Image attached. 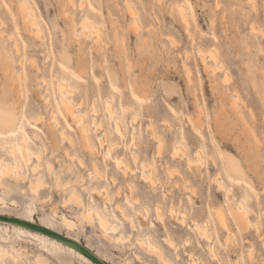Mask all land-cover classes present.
<instances>
[{
	"label": "rangeland",
	"instance_id": "1",
	"mask_svg": "<svg viewBox=\"0 0 264 264\" xmlns=\"http://www.w3.org/2000/svg\"><path fill=\"white\" fill-rule=\"evenodd\" d=\"M20 1L0 0V26H3L0 29L5 31L4 35L14 33L13 36H18L24 54L19 57L18 63H14L12 72L5 65L0 66V111L13 114L12 129L17 130L18 137L25 138L27 149L32 154L41 152L42 158L41 161L32 158L31 163L35 162L39 169V173L33 174L31 163L27 164L17 155L20 173L26 177L25 182L15 183L12 174L4 177L0 175V185H4L0 188V198L6 202V206L0 202V213L36 221L54 232L77 239L76 241L93 253L97 260L108 261L103 262L104 264H162L155 255L139 247L138 239L148 237L160 247L163 246L161 248L175 264H190V258L186 254L190 249L207 264H218L208 253L206 246L209 242L201 239L193 228H182L174 218L167 216L169 204L166 201L168 198H173L175 203L182 200V204L188 209L191 205L192 209L187 210L188 220L195 215L201 223L209 215L210 205L222 206L229 210L228 192L217 189L215 179L212 178L220 176L217 173L223 163L220 150L215 147V144H218L221 153L234 156L244 171L243 176H233L237 183L231 182L225 175L221 177L225 185L232 188L231 197L235 195L237 199L249 193L248 217L252 226L249 225L247 230L241 231L231 221L230 230L223 229L216 222L210 224L209 228L214 231L217 241L214 246L226 264H236L237 258L240 259V264H249L248 252L253 246L254 264H264V0H176L184 3L188 9L189 30L178 19L175 11L173 12L177 4H174L175 0H162L161 3L160 0H84L85 10L89 9V18L100 27L101 33L91 27L88 32V27L82 28V24H78L77 28L83 34L81 38L86 32L82 38L83 46L89 49L95 38H99V41L107 43V48L102 45L106 57L101 53L90 55L87 51L80 52V38L75 33L72 19H85V10L78 8L81 0H74L76 8L70 0H25L36 14V21L41 28L39 33L42 32L39 34L42 35L40 39L39 36L34 37V31L23 26L19 11ZM128 4L133 6L134 14L130 12ZM110 18L114 20V25L110 24ZM253 25L255 29L251 28ZM132 26L141 27L137 28L141 31L140 35L138 31H130V28H135ZM81 29H85L84 33ZM115 35L124 36L125 40H116ZM87 36H90V39L86 38ZM48 46L52 49L47 48ZM199 47L206 51L204 57L197 54ZM117 48L121 50L117 51ZM214 53H217L216 62ZM10 54L16 56L13 48ZM31 58L37 61L42 71L32 65ZM126 59L132 64L130 69ZM77 60L87 65L88 72L83 73L84 80L79 88L75 84L72 85L73 93H77V96H72V92L70 96L74 99L77 109L87 113L91 134L94 137L103 135L102 137L108 139L107 142L114 141L118 147L120 145L113 152H123L132 166L134 164L129 157L131 149L138 151L145 160H154L155 175L161 181L157 188L145 185L138 175L130 174L128 177L136 186L135 197L139 200L137 204L127 189V181L114 165L113 157L109 156L106 147L102 149L95 142L100 152L97 151L98 156L93 160L86 155L89 151H82L78 123L66 115L60 103V88H57L56 77L49 75L48 69L64 65L81 72V68L77 67ZM217 65H221V71ZM185 66L190 68V82L187 80ZM214 66H217L215 70ZM21 71L22 76L19 74ZM227 73L230 77L228 81ZM41 79L46 81L43 83ZM19 82L22 84H18ZM133 83L145 85V91L139 96L140 101H135L134 110L129 109L126 102V95H130L134 89ZM47 85L49 87L46 88ZM110 85H113L115 90L112 91ZM232 86L237 87V98L232 96L235 93L230 88ZM10 88L13 91L9 93ZM79 91H82V95H89L81 107L79 105L83 98ZM111 92L113 103L124 121L122 124L125 139L114 132V122L108 118L106 112L105 101ZM91 96L96 97L98 114L93 113L94 98ZM232 98L235 102L238 100V110L234 107ZM198 110L201 112L199 117ZM136 111L138 118L135 117L132 122ZM53 114L61 126H56ZM40 116H44V121H31L32 118ZM188 116L199 118V129L192 126ZM92 119L102 123L103 126H100L103 128L98 126L95 129ZM150 125L155 128L150 130ZM61 129L65 130L74 144L61 140ZM153 129L156 137H159L158 141L152 133ZM106 130L109 131L108 137L105 136L107 134L104 135ZM181 131L187 133L184 142H180ZM132 134L136 137L134 141L138 144V150L129 143L133 142ZM199 138L206 141V145H203ZM160 140L163 141L161 144ZM158 143L163 149L162 151L160 148L162 156L157 153ZM176 146L179 147L178 154L172 158ZM199 150L204 160L197 161L202 168V176H196V172L192 167L188 168L186 163V157L195 159ZM184 152H187V155L183 157ZM67 153L72 156L69 157ZM74 156L77 157L73 158ZM78 158L85 166L80 165L81 160ZM3 161L12 165L16 163L9 149L0 144V163ZM93 162H97L105 172V180L96 175ZM194 164L196 162L192 163V166ZM112 174L117 176L116 184L111 181ZM35 177L44 182L36 194L29 188V181H36ZM174 181L178 184L177 187ZM104 183L111 190L112 200L109 203L103 198L104 195L91 193L92 186L102 188ZM183 185L187 187V191ZM119 186L121 188L118 193ZM190 189L194 193H191ZM73 192L79 193L80 198L69 201L68 198ZM156 195L164 206L168 227L178 244L177 250L170 248L163 240L167 237V231L156 220ZM185 200L191 202L190 205ZM81 202L83 206L80 205ZM118 202L125 203L127 214L135 215L139 225L137 229L121 218L115 209ZM89 203L104 208L110 221L120 224L119 229L125 236V245L111 246L98 234L97 223L90 226L87 225L90 222L79 224L80 214L88 210ZM144 205L150 207L154 217L151 215L149 219H145L132 212H135V208L142 210ZM63 217L75 221L77 228L67 229L62 223ZM188 237H191V246L185 245ZM135 252L141 256L140 261L134 255ZM178 257L180 259H177ZM0 264L97 263L50 236L0 222Z\"/></svg>",
	"mask_w": 264,
	"mask_h": 264
},
{
	"label": "bare ground",
	"instance_id": "2",
	"mask_svg": "<svg viewBox=\"0 0 264 264\" xmlns=\"http://www.w3.org/2000/svg\"><path fill=\"white\" fill-rule=\"evenodd\" d=\"M161 1L162 0H160V3H161ZM70 2L72 4V6H74L76 8V6H75L76 4H75L74 0H70ZM174 2H175L174 4H176L177 1L175 0ZM128 7H129L130 12L132 14H134L135 11L132 8L133 6L131 4H128ZM78 8L80 10H85L84 0H81V2L78 3ZM88 10H85L84 13H83V14L86 15L84 20L76 21L75 19H72L73 26H74V29H75V33L80 38V41H79L80 52L82 51V53H83V51H87L90 55L91 54L93 55V53H101V54H103V57H106V55L104 54V52L102 50V47H103L102 45H104V47L107 48V46H106L107 43L105 41H102V40L99 41L100 39L98 38V36H97V38L99 40L95 38V40L93 42V45L89 49H87L86 47L84 48V46H83L84 41L82 40V38L85 36V33L86 32L84 33L85 29H83V30L81 29V31H83V33H84V36L81 38V34L82 33L79 32V29L77 28L78 27L77 26L78 24H80V25L82 24L81 25L82 28L83 27L84 28L88 27L89 31L86 29V31H88V32H90V30H91L89 27H91L92 29H95L94 31H97L98 33H99V30H100V27L97 24H95V21L92 20L91 18H89V11ZM19 11H20L21 18L23 20V26L25 27V29H29V30L31 29L30 31H34V37H38L39 36V39H40V36H42V35H39V34L42 33V32L39 33L41 31L40 25L36 21V18L37 17H36L35 12L32 11V9H30L27 1L21 0L19 2ZM174 11H175L176 16H178V19L184 24V26L186 27V29L189 30V27H190V18H189V12H188V9H187L186 5L184 3L177 2V4L175 5V7L173 8V12ZM109 21H110V24L111 25H114V20L112 18H110ZM2 24H5V23H2ZM135 24L138 25V23H135ZM0 27H3V26H0ZM31 27H33V28H31ZM132 27H135V28H130V31L131 32L132 31L133 32H135V31L137 32L138 31V34L140 35V32L141 31H139L138 29H141V27L140 28H138L137 26H132ZM251 28H254L255 29L254 25ZM3 32H5V31H3V30L0 29V57H1V59H0V66L5 65L6 67H8L10 69V72H12L11 70L14 69V66H13L14 63L15 62L18 63V59H19V57L21 55H22V57L24 56L23 49L21 47L19 38H18V36L16 34H15V36H13L14 33L13 34L11 33L10 35L6 33V35H4L5 33H3ZM255 32H257V30ZM91 33H93V32H91ZM189 33H190V31H189ZM93 35H94V33H93ZM86 38H89L90 39V36L89 37L87 36ZM115 39L116 40L124 41L125 40V37L124 36H120V35L118 37V36L115 35ZM103 42H105V44H103ZM8 47L13 48L15 50L16 56L18 55V57L11 56V54H10L11 48H8ZM47 48L52 49V47H50V46H48ZM47 48H46V50L48 52V49ZM120 50H121L120 48H117V51H120ZM123 51L125 52V50H123ZM204 52H206V51L203 48L199 47L198 48V51H197V54L199 56L204 57L205 56ZM51 53H52V50H50V54ZM210 54H211V52L209 53V55ZM214 54L212 56H214ZM216 54H215V58L217 57ZM49 55L47 56V59L50 57ZM126 55H127V53H126ZM210 57H211V55H210ZM34 59L37 60L35 57H34ZM34 59H32L33 62L30 60L31 63H32V65L33 66H36L39 71H42V67L39 64H37V61H35ZM3 60H4V62H3ZM23 60H24V58H23ZM126 60H127V62H126L127 67H128V69H130L132 67V64H131V62H129L128 59H126ZM216 60H217V58L215 59V62H216ZM19 61L22 63L21 58H20ZM30 61H27V63H30ZM77 61H78L77 62V67L81 68V72L82 73L80 71L78 72L76 69L71 70V69L68 68V66H64V65H59L58 67H56V68H54L52 70L51 69H48V71L50 72L49 75H52L54 78L56 77L55 78L56 79L55 81H57V83H56L57 86H58L57 88L58 89L60 88L59 89L60 90V92H59L60 93V98H59L60 103H61V105H62V107H63L66 115L67 116H71L73 118L74 122L75 123H78V132L80 134L81 146H82L81 149H82V151H84V152H88L89 151V154H86V153L85 154L86 155H89L91 157V159L93 160L95 157L98 156V152H100V149H98L96 147L95 142H97V144L102 149L106 147L107 152L109 153V156H112L113 157V163H114V165L117 167L118 171H120L122 173V177L125 179V181H127V189L130 191L131 197L134 200V203L137 204V203H139L138 202L139 200L137 199V197H135V187L136 186H135L134 182L132 180H130L128 177H129L130 174H132V175H138L139 179L142 180L145 183V185H147V186H149L150 188H153V189L157 188V186L159 184H161V181H160L159 178H157L158 176L156 177V175H155V173H156V166H155L154 160H151V161L145 160V159H143L141 157V155H140V153L138 151L131 149L130 150V156L129 157L133 161L132 163L134 164V166H132L128 162V160H127V158H126V156L124 155L123 152H113L116 148L118 149L120 147V145L118 147V144L116 142H114V141L113 142H107L108 139L106 137H105L106 139L104 137H102L103 135L102 136L97 135V137H94L91 134L90 123L87 122V118H88L87 113L86 112L83 113L80 110H78L77 107H76V104H75L74 99H72L71 96H70V92H72L71 93L72 96L74 94L77 96V93H73V91H74V88L73 87L74 86H72V85L75 84V86L79 88L81 82H83V80H84V78H83L84 74L83 73L88 72L87 65L83 64L79 60H77ZM213 62H214V60H213ZM217 66L219 68V66H221V65H217ZM216 67L215 66H214V68L212 67L213 70H215ZM212 68H211V71H213ZM219 69H220V71L222 70L221 67ZM185 70H186L187 80L190 82L192 80L191 79L192 76H191L190 68L188 66H185ZM22 71H21V73H19L21 76H22ZM18 77L19 76H17V78ZM85 77H86V75H85ZM228 77H229V74L226 76V78H228ZM21 78H20V80H21ZM42 78H44V77H42ZM229 78L227 79V81L230 80ZM45 79H43V80L41 79V81L42 82L43 81H46ZM20 80H18V81H20ZM223 81H225V80H223ZM20 83L22 84V82H19L18 84H20ZM45 84H46V82H45ZM21 86L22 85L19 86L20 89H21ZM39 86H40V88H42L41 85H39ZM133 86H134V89L131 90L130 95H126V102L128 104L127 107L129 109H133L134 110V106H136L135 101H140V97L139 96H140V93L142 91H145V85H139V84H134L133 83ZM47 87H49V86L47 85L46 88ZM110 88H111L112 91L115 90V88L113 87V85H110ZM230 88H231L232 92H235L232 96L233 97H236V93L238 91L237 90V87L236 86H232ZM2 89L3 88H1V90ZM75 89H77V88H75ZM48 90L49 89H47V92H49ZM79 90H81V88ZM11 91H13V89L10 88L8 90V92L10 93ZM45 91H46V89H45ZM78 93H80L81 94V98H83V100L80 102L81 104L79 105V107H81V106H84V103H86L87 98L89 97V95H87L85 93H83V95H82V91H79ZM110 94L111 95H109V97H107V99L105 101L106 102V107L105 108H107V111L106 110L105 111L109 115L108 118L110 117L109 119H111L114 122V127H113L114 128V132L117 133L120 137H122V138L125 139L126 134H124L125 131H123V125L124 124H122V123H124V121H123V119L120 118V116L118 114V111H117V108H116V105L113 103V100L114 99H113L112 92ZM50 96L51 95H49L48 98H50ZM91 97L94 98L93 101H92V110H93V113H96L98 111V108H97V105H96V97L95 96H91ZM237 97H238V95H237ZM232 99L234 101V98H232ZM76 100H77V98H76ZM236 101L237 102L234 101L235 102L234 107L237 108V110H238V106H237L238 100H236ZM139 106H141V104ZM200 109H201V107H200ZM172 112L175 113V114H177L175 111H172ZM198 113H199V110H198ZM200 113H199V115L197 117L200 116ZM96 114H98V113H96ZM102 114H104V113H102ZM137 116H138V112L136 111L135 112V116L132 117V122L134 121V118L137 117ZM181 116L183 117V115H181ZM43 118H44V116L43 117L42 116L35 117V118H32L31 121L32 122H35V123H38L39 122L38 120H43L44 121L45 118L44 119ZM103 118H105V117L103 116ZM101 119H99V121ZM187 119L192 124L193 127L197 128V129L200 128V120H198L199 118L196 119V117L193 118V117L188 116ZM53 121L55 122L56 126H58V125L61 126L60 121L56 118V116L54 114H53ZM215 123H216V125L218 124V119L217 118H216V122ZM101 124L102 123L96 122L95 119H92V125H93V127L95 129H97V127L100 126ZM106 125H108V124H106ZM101 126H103V125H101ZM13 127H14V116H13V114L12 113L5 114V113H2L0 111V144L2 146L7 147L9 149V151L11 152V155L16 160L15 165H12V164H10L9 162H6V161H3V163H0V175L2 177H4V176H7V175L10 176L12 174V178L15 181V183H19V182H22V181L25 182L26 181V177L23 174L20 173L21 172V169H20V163L17 160V155H19L22 160H24L27 164H29V163H31L32 158L36 159L37 161H41L42 154H41V152H35L34 154H32V152H30L27 149V141L25 140V138L18 137L17 136L18 135V132H17V130L12 129ZM101 128H103V127H101ZM152 128H155V127H152V126H151V128L149 127L150 130ZM149 129H146V130H149ZM154 130L155 129H153L152 131H154ZM108 132L109 131L106 130V132H104V135L107 134ZM134 133L135 132H133V134ZM149 133H150V131H149ZM152 133H154V137L158 141L159 139H157V138H159V137L158 136L156 137L155 131L152 132ZM152 133H151V135H152ZM133 134L131 136V138H133V142H129V143L130 144L132 143L133 146H134V148H136L138 150V148H137V145L138 144H137V142L134 141L136 137L134 138ZM186 134L187 133H183L181 131V133H180V138H181L180 140L181 141L180 142H184L186 140ZM148 135H150V134H148ZM105 136L108 137V134L105 135ZM60 137H61V140L62 141L64 140L65 142H69V143H73L74 144V142L67 135V133L65 132L64 129H61ZM161 141L162 140L159 141L160 144H161ZM159 143H158V146H157V149H158V152L157 153L158 154L160 153V148H161L160 147L161 145ZM201 143L203 145H206V141L201 140ZM126 146H128V145H126ZM216 146L218 147V150H220L219 153H220V157H221L223 163L221 164L220 170L217 173V175L219 174L220 176L219 177L216 176L217 178L213 176L212 178L215 179V181L214 180L213 181L216 182L215 184L218 187L217 189H220L222 191L224 190V191L228 192L227 193V204H228L229 210L227 211L222 206H213V205H210L209 208H210V211L211 212L209 211V215H207V218L201 223L200 221L197 220V218H196L195 215H192L191 219L188 220V218H189V215H188L189 214V211L192 209V207L190 205L191 202H188L187 200H185L187 202V204L190 205V208L188 209L187 207H184V205L182 204L183 203L182 200H179L177 203H175V200L173 198H168V200H166L168 202V204H169L168 209H167V216H169L170 218H174L179 224H181V227L182 228H183V226H184V228L185 227H191V228H193V230L199 235V237L201 239L209 242V243H207V246L206 247H207L208 253H210L211 257H213V259L217 260L218 261L217 262L218 264H226L225 263V260L223 259V256L219 255L218 251L216 250V247L214 246L217 243V241L214 238V231H212L209 228V226H210V224L216 222L223 229L230 230V226H229L230 223L229 222L231 221L241 231L247 230L248 227H249V225H250V222H251L249 220V217H248V214H249V208H248L249 193H245L244 196H240L237 199H236L235 195H233V197L230 196L231 193H232L231 192L232 191V188L231 187H227L225 185V182L222 180L223 177H221V175L222 176L225 175L227 178H229V180L231 182L237 183L235 181V179L233 178V176H243L244 175V171H243L242 167L239 165V163L236 161V159H235L234 156H232L230 154H225V153L222 154L221 153L222 151L220 149V146L218 144L217 145L215 144V147ZM178 148L179 147H177L175 149V147H174V149H175L174 153L175 154L173 153L172 158L173 157H176V154H178L177 153V149ZM128 149H130V148H128ZM162 151H163V149H162ZM184 153L185 154H182L181 153L182 156L183 155L184 156L187 155V152H184ZM160 154L162 156V153H160ZM170 154H172V153H170ZM179 154H180V152H179ZM196 154L197 155H196V158L195 159H192L191 157H186V163H187V165H189L187 167L188 168L192 167L191 169L196 172V176H199V175L202 176V170H201L202 168L197 164L198 163L197 161H201L203 159V156L201 155V150L197 151ZM67 155L69 157L72 156V154H69V153H67ZM75 157H77V156H74L73 158H75ZM144 158H146V157H144ZM177 158H178V155H177ZM78 160H81V159L78 158ZM202 161H204V160H202ZM195 162H196V164H194L192 166V163H195ZM200 163L203 164V162H200ZM80 165L81 166H85L82 160L80 161ZM93 169H94V172L96 173V175L99 176V178L101 180H105L106 179L105 172L100 169L99 164L97 162L96 163L93 162ZM31 171H32L33 174L39 173L38 165L35 164V162L31 163ZM170 175H171V173H170ZM171 177H172V175H171ZM35 179H36V181H33V180H30L29 181V188H30V190L33 193L36 194L38 192L39 188L40 187H43L42 185L44 184V182L41 181L40 179H38L37 177H35ZM111 181L114 184H116L117 181H118L117 180V176L114 175V174H112L111 175ZM188 181H186V182H188ZM123 183H124V181H123ZM174 183H175V181H174ZM175 184H177V183H175ZM186 185L187 184L185 183V186ZM1 186H2V184L0 185V188H1ZM177 186H178V184L175 187H177ZM185 186L183 185L184 189L186 190L187 187H185ZM6 187L8 188L9 186H5V188ZM85 187L86 188H89L88 186H85ZM120 188L121 187L119 186L117 188L118 190L116 189L118 193L120 192ZM91 189H92L91 190V193L93 195L94 194L95 195L97 194L98 196L99 195H104L103 198L107 200V203L111 202V200H112L111 199V190L108 188V185L107 184L104 183V185H103L102 188L101 187H98V186H92ZM191 189H193V187ZM191 189L189 191H191ZM22 192H24V191H22ZM195 192H196V190H195ZM191 193H194V192L191 191ZM117 195H120V194H117ZM79 198H80L79 193L73 192L72 195L69 196L68 200L71 201V200L79 199ZM155 199H156V205H155V208H154V210H155L154 213L156 215V220L159 222V225L163 226V228L167 231V234H165V235H167V237L164 238L163 240L166 242V244L170 248H173V249L177 250L178 249V244L176 243L175 239L173 238L174 235L172 236V233L170 231V228L168 227V224H167L168 223L167 222V216H166V214L164 212V209H163L164 206L162 205V203L160 201V197L158 195H156ZM0 202L3 203V206H6V202L3 199L0 198ZM12 204H15V202H12ZM80 205L83 206L84 204L81 202ZM115 209L120 213L121 218L125 222H127L128 224H130L131 227H133L134 229H137L139 227V225H138V223L136 221L135 215H132V214L130 215V214H127L126 213L125 203H119V202L116 203ZM142 210L135 208V212L134 211H132V212L135 213V214H137V215H139L138 217H143L145 219H149L151 217V215H152L151 214L150 207L148 205H144ZM187 210H189V211H187ZM230 215H231V219H230ZM152 216L154 217V215H152ZM153 217H152V219H154ZM79 221H80L79 224L90 222L89 224H87L89 226L92 223H97V227L99 228V231L97 230L98 231V234L99 235L101 234L105 238V240H107V242L111 246H113V247H117V245H122L126 241L125 240V236L123 235V233L119 229L120 228V224L117 223V222H111L110 219H109V217H108V215H107V213H106V211H105V209L104 208H101V206H98V205L96 206V205H93V204L89 203L88 210H85V211H82L81 212ZM0 222L1 223L8 224V225H13V226L21 227V228H24V229L32 230V231L38 232V233L43 234V235H46V236H50L53 239H55V240H57V241L65 244V245H67L68 247H70L72 249H76L81 254H83L86 258L91 259L92 261H95L97 264H104L103 262H106V261L101 262V261L97 260V258H95L96 256L93 253H91L89 250H87L86 248H84L81 244H79L76 241L77 239L75 240L72 237L64 236V235H61L60 233L54 232L50 228H48L46 226H43L42 224H39L36 221L30 220V219H25V218H20V217H10V216H7V215H4V214H1L0 213ZM62 223L69 230H74V229L77 228V223L75 221H73V220L67 219L66 217H63ZM250 226H252V225H250ZM257 231H259V229ZM227 237H225V238H227ZM128 239L130 240V238H128ZM227 240H228V238H227ZM230 240L232 241V239H230ZM235 243H237V242H235ZM191 244H192L191 237H188L186 239V244L185 245L191 246ZM225 244H226V242H225ZM138 245H139L140 248H142V250H145L146 252L155 255L157 257V259H159V261H161L162 264H175L172 261L171 257L169 255H167L164 252V250L161 248L163 246L160 247L155 242H153L149 237L146 238V239H142V238L141 239H138ZM248 253H249V255H248L249 256V261H248L249 264H254V261L255 260H254V248H253V246L249 249V252ZM175 254H176V252H175ZM186 254L190 258V264H207L204 261V259L201 256H197L196 253H194L192 249L188 250L186 252ZM134 255L140 261L141 256L137 252H135ZM177 255L179 256V253ZM177 259H180V258L178 257ZM257 259H260V258H257ZM235 262H236V264H240V259L237 258V260ZM147 264H152V263H147Z\"/></svg>",
	"mask_w": 264,
	"mask_h": 264
}]
</instances>
